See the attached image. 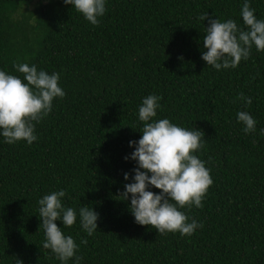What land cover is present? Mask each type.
Wrapping results in <instances>:
<instances>
[{
    "label": "trees",
    "instance_id": "trees-1",
    "mask_svg": "<svg viewBox=\"0 0 264 264\" xmlns=\"http://www.w3.org/2000/svg\"><path fill=\"white\" fill-rule=\"evenodd\" d=\"M244 2L105 0L92 25L64 0H0V70L22 80L14 63L59 73L65 92L33 121L32 144L0 135V264H264V51L253 46L237 67L217 70L202 59L209 20L198 19L208 13L246 30ZM248 3L264 20V0ZM153 94L160 97L153 120L204 133L193 154L213 183L203 207L179 209L202 224L191 236L138 224L131 194L120 195L135 182L137 161L125 156L135 151L129 141L142 137L139 107ZM239 111L253 116L255 132L243 131ZM62 189V205L77 219L56 223L78 245L79 261L62 262L43 247L38 201ZM81 207L99 214L91 236Z\"/></svg>",
    "mask_w": 264,
    "mask_h": 264
},
{
    "label": "clouds",
    "instance_id": "clouds-1",
    "mask_svg": "<svg viewBox=\"0 0 264 264\" xmlns=\"http://www.w3.org/2000/svg\"><path fill=\"white\" fill-rule=\"evenodd\" d=\"M64 3L74 5L92 25L99 24L98 17L106 12L105 0H64ZM241 16L246 30L239 28L232 19L222 22L210 18L208 13L198 17L201 21L209 20L203 39L206 51L202 53L206 64L217 70L235 68L242 59L249 58L253 46L257 51H264V20L257 19L248 0L241 8ZM14 67L23 74V80L0 70V135L6 143L26 140L30 145L38 139L33 121L39 122L46 117L52 110L53 99L63 98L65 92L58 83L59 73L38 71L35 65L27 63H14ZM239 99L245 106L252 104V99L243 93L239 94ZM159 100V96L149 95L139 107V120L144 122L140 130L142 137L138 141H129L130 146L136 145L135 151L130 157L125 156V160L137 161L138 167L133 169L135 182L126 184L120 195L123 200H128L131 194L129 208L138 224L151 226L160 234L179 232L191 236L202 224L195 219L188 222L189 217L179 209L193 205L203 207L202 200L213 183L205 163L193 154L202 148L204 133L173 124L167 118L153 120L160 107ZM237 121L243 123L245 133L255 132L257 122L248 112L239 111ZM124 178L128 180L129 173H125ZM149 186L161 192L150 191ZM65 195L62 189L38 201L39 218L46 236L43 247L51 249L62 262L76 256L78 249L72 236H65L56 223L59 219L64 226L71 227L77 219V212L72 207L62 205L61 199ZM98 216L92 207L79 209L80 224L89 236L98 228ZM80 259L76 256L77 261ZM17 264H23V261L18 259Z\"/></svg>",
    "mask_w": 264,
    "mask_h": 264
}]
</instances>
